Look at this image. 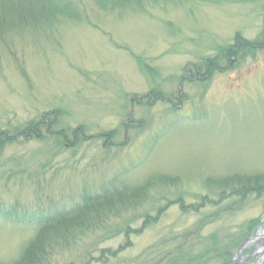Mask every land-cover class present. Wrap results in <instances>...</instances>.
Returning a JSON list of instances; mask_svg holds the SVG:
<instances>
[{
  "label": "rangeland",
  "instance_id": "1",
  "mask_svg": "<svg viewBox=\"0 0 264 264\" xmlns=\"http://www.w3.org/2000/svg\"><path fill=\"white\" fill-rule=\"evenodd\" d=\"M111 1V9L78 1L80 19L0 40V133H7L0 203L67 199L121 172L135 184L173 176L181 180L174 200L181 196L186 207L168 205L146 229L98 245L116 256L98 261L94 253L77 264H146L176 247L200 259L191 264H222L217 248L264 233V193L242 199L221 182L264 178V49L221 55L225 69L204 79H194L189 65L233 49L238 36L261 37L264 0ZM150 91L159 97L147 99ZM51 112L67 140L47 125L30 138L18 135ZM83 133L88 139L79 142ZM35 234L34 226L0 218V264L16 261ZM247 243L232 246V257L264 264V239Z\"/></svg>",
  "mask_w": 264,
  "mask_h": 264
},
{
  "label": "trees",
  "instance_id": "2",
  "mask_svg": "<svg viewBox=\"0 0 264 264\" xmlns=\"http://www.w3.org/2000/svg\"><path fill=\"white\" fill-rule=\"evenodd\" d=\"M78 1L81 0H0V40L7 34H13L24 28L34 30L50 28L62 18L80 19L84 11L81 10L82 6ZM96 2L103 9L114 7V2L111 0H96ZM249 49H264V28L262 36L255 40L238 36L233 49L224 50L219 57L203 59L198 64L189 65L191 76L194 79H204L214 70H224L225 68L221 67V55H223L222 58L229 60L231 55ZM201 70H205L206 73L199 77ZM154 93L159 97L160 92L150 91L146 98L148 99L150 95L155 96ZM51 114L53 112L42 115L44 117L40 121L25 124L21 130L16 128V130L19 129L18 135L26 138L38 135L43 125H47V129H54V120L47 116ZM53 129L51 132L54 135L61 136L64 140L69 137L67 130L54 129L53 131ZM6 134L0 133V138ZM77 134L75 130L73 137ZM18 135H13L14 139ZM83 135L79 136L80 141L74 138L75 141H87L85 133ZM124 177V173H117L94 187H85L75 195H67V199H63V195L58 198H39L25 206L18 202L11 205L0 203V218L14 224L31 225L36 228L35 236L19 258L11 264H57V257L67 258L69 261L65 264H77L76 258L86 261L90 259L89 262H92L95 260L94 253H99L101 257L98 261H103L100 259L116 256L117 250L99 249L98 245L102 242L120 236L129 237L138 233L139 229H146L150 223L161 218L160 215L165 212V207L168 205L178 203L182 208L186 207L183 198L179 195L180 198L174 200L176 196L172 193L180 185V179L157 175L149 177L140 184H135ZM245 178L240 176L239 179L234 178L233 182L228 179L221 182L225 187H232L236 191L241 190L242 193L238 194L241 198L246 193L248 195L264 193V178H256V180ZM164 183H170L172 188L161 187L162 189L153 195L152 190L158 184ZM253 225L249 226V229L252 227L254 229L257 224ZM247 236L238 238L229 249H216L222 263L232 257L233 250L231 251L230 248L238 246L239 240ZM175 250V255L171 251L170 254L162 257L165 259L147 258L146 264H191L200 260L188 250L177 247Z\"/></svg>",
  "mask_w": 264,
  "mask_h": 264
},
{
  "label": "bare ground",
  "instance_id": "3",
  "mask_svg": "<svg viewBox=\"0 0 264 264\" xmlns=\"http://www.w3.org/2000/svg\"><path fill=\"white\" fill-rule=\"evenodd\" d=\"M264 239V233H259V234H257L255 237H253V238H251L249 241H248V243L247 244H251L252 242L256 245L257 243H260L261 242V240H263ZM261 251H263V253H264V248L261 250ZM242 256V254L240 255V257ZM237 259H239V258H237Z\"/></svg>",
  "mask_w": 264,
  "mask_h": 264
},
{
  "label": "water",
  "instance_id": "4",
  "mask_svg": "<svg viewBox=\"0 0 264 264\" xmlns=\"http://www.w3.org/2000/svg\"><path fill=\"white\" fill-rule=\"evenodd\" d=\"M227 264H239V260H237L236 258L233 259L232 261L228 262Z\"/></svg>",
  "mask_w": 264,
  "mask_h": 264
}]
</instances>
